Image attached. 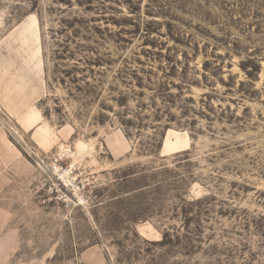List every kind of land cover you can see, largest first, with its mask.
<instances>
[{
	"label": "rangeland",
	"instance_id": "rangeland-1",
	"mask_svg": "<svg viewBox=\"0 0 264 264\" xmlns=\"http://www.w3.org/2000/svg\"><path fill=\"white\" fill-rule=\"evenodd\" d=\"M14 58L32 130L2 106ZM21 141L74 148L71 200ZM0 264H264V0H0Z\"/></svg>",
	"mask_w": 264,
	"mask_h": 264
},
{
	"label": "crops",
	"instance_id": "crops-1",
	"mask_svg": "<svg viewBox=\"0 0 264 264\" xmlns=\"http://www.w3.org/2000/svg\"><path fill=\"white\" fill-rule=\"evenodd\" d=\"M31 29H32V25L29 24L25 27V30L23 33L26 34ZM22 39L23 41L20 40L19 42L25 45H29L28 48H24V49L30 53L31 60L33 62H36V71L39 73L40 66L38 64L39 62L38 60L41 54L39 39H37V37H29L28 35H25V37H23ZM17 52H19V46L17 48ZM17 57L20 58L19 56ZM4 67L6 69L11 67V70H14V74L12 78L10 79L9 86H8V91H11V95L10 94L7 95L6 105L2 103V106L14 117L20 118L23 115L21 114V112L25 109H28L30 106L34 105L38 101H40L42 97L44 96L45 91L39 80V75H36L35 72L32 74L33 80H32V83H30V79L28 78V75L30 74V70L28 69H31V68L33 69V65L32 67L31 66L29 67L23 61L19 62L18 59L14 58V61H11L9 65H7L6 63ZM24 68H26L28 72H25ZM13 91H16V93L15 92L13 93ZM39 117L40 116L38 113L32 111V114H30V116L20 118V122L22 126L26 127L27 126L26 121L28 120V118H31V119L35 118L36 120L35 124L30 127V129L32 130V129H35L36 126L39 125L40 123ZM169 136H170V142L172 143L175 142L176 139H179V138H174L171 134L167 136L164 142V146H163L165 154L175 153V152L184 150L186 148L187 146L186 142L180 139L183 142L184 146L179 149H175L173 151H168L167 141L169 140ZM115 147L117 149V155L113 153L110 147H109V150L112 152L113 156L117 158L122 157L129 150L128 146L125 145L123 141L120 145H117Z\"/></svg>",
	"mask_w": 264,
	"mask_h": 264
},
{
	"label": "built area",
	"instance_id": "built-area-1",
	"mask_svg": "<svg viewBox=\"0 0 264 264\" xmlns=\"http://www.w3.org/2000/svg\"><path fill=\"white\" fill-rule=\"evenodd\" d=\"M10 132L18 136L15 129L11 128ZM21 142L25 147L27 155L48 177L50 182L48 188L50 199L63 202L71 200L72 196L74 197V194L80 189L78 185L79 166L74 160V148L67 143H61L58 145L55 153L50 156H44L38 153L36 149L28 147L24 141ZM75 200L81 206L86 203L83 197H78Z\"/></svg>",
	"mask_w": 264,
	"mask_h": 264
},
{
	"label": "bare ground",
	"instance_id": "bare-ground-1",
	"mask_svg": "<svg viewBox=\"0 0 264 264\" xmlns=\"http://www.w3.org/2000/svg\"><path fill=\"white\" fill-rule=\"evenodd\" d=\"M184 144L180 139H176L175 142H170V136H169V140L167 141V148L168 151H173L175 149H179L181 147H183Z\"/></svg>",
	"mask_w": 264,
	"mask_h": 264
}]
</instances>
